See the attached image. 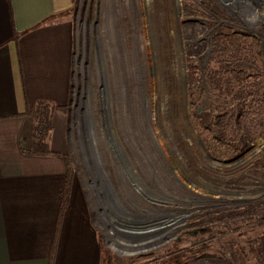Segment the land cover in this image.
<instances>
[{"label":"rangeland","instance_id":"obj_1","mask_svg":"<svg viewBox=\"0 0 264 264\" xmlns=\"http://www.w3.org/2000/svg\"><path fill=\"white\" fill-rule=\"evenodd\" d=\"M70 21L69 105L29 120L106 264H264V0H74Z\"/></svg>","mask_w":264,"mask_h":264},{"label":"crops","instance_id":"obj_2","mask_svg":"<svg viewBox=\"0 0 264 264\" xmlns=\"http://www.w3.org/2000/svg\"><path fill=\"white\" fill-rule=\"evenodd\" d=\"M73 6L0 0V264H106L87 195L53 150L54 138L51 154L41 153L29 120L40 105L71 100Z\"/></svg>","mask_w":264,"mask_h":264},{"label":"trees","instance_id":"obj_3","mask_svg":"<svg viewBox=\"0 0 264 264\" xmlns=\"http://www.w3.org/2000/svg\"><path fill=\"white\" fill-rule=\"evenodd\" d=\"M43 108L49 109V108L47 107V105H44V104H43V105H40V106L38 107V109H37L38 112L36 111L37 114H38V113H41V114H42ZM41 114H39V115H41ZM46 126H47V128L50 127V123H48V124L46 123ZM43 146L47 149L48 144L45 143V142L43 143V139L41 138V146H40L41 152H42V148H43ZM49 151H50V149H49L46 153L51 154Z\"/></svg>","mask_w":264,"mask_h":264},{"label":"bare ground","instance_id":"obj_4","mask_svg":"<svg viewBox=\"0 0 264 264\" xmlns=\"http://www.w3.org/2000/svg\"><path fill=\"white\" fill-rule=\"evenodd\" d=\"M254 14H255V13H254ZM147 105H148V101H146V103H145V106H146V107H147ZM144 244H146V243H144ZM147 244H148V243H147ZM157 244H158V243H155V244L152 243V244H150V247L153 246V245H157ZM130 245H131V244H130ZM131 246H133V245H131ZM128 247H130V246H128ZM134 247H135V246H134ZM136 247H137V246H136Z\"/></svg>","mask_w":264,"mask_h":264}]
</instances>
